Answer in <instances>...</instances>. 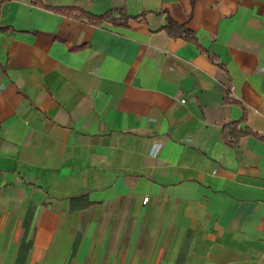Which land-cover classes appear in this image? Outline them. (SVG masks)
<instances>
[{
	"label": "crops",
	"instance_id": "crops-1",
	"mask_svg": "<svg viewBox=\"0 0 264 264\" xmlns=\"http://www.w3.org/2000/svg\"><path fill=\"white\" fill-rule=\"evenodd\" d=\"M117 6L127 23L98 18ZM234 121L252 131L236 146ZM17 190L0 264H16L29 208L24 264H264V0L1 3L0 193ZM130 204L149 224L132 247Z\"/></svg>",
	"mask_w": 264,
	"mask_h": 264
},
{
	"label": "trees",
	"instance_id": "trees-1",
	"mask_svg": "<svg viewBox=\"0 0 264 264\" xmlns=\"http://www.w3.org/2000/svg\"><path fill=\"white\" fill-rule=\"evenodd\" d=\"M5 1H9V0H0V4L5 2ZM33 3L40 5L41 4V0H32ZM124 6H117L114 7L108 11H106L105 13H103L101 16H99L98 18H100L101 20H111L112 22H114L115 24H125L127 23V21L131 18V16L129 14H127L126 10L124 9ZM55 9L65 15L68 16H75V17H79L81 19H87L91 17V13L83 10V9H79V8H72V7H55ZM119 12L121 15V18H123L125 21L122 22H118V17L114 16V12ZM134 18L139 19V20H143L142 17L139 16H134ZM164 30L170 35V36H180L192 41L197 42L196 39V34L194 33V31L188 27L186 25V23H181L178 22L176 19H174L171 15H168L167 18V23L166 25L163 27ZM212 58L218 62L217 58L214 55H211ZM231 101V99H229ZM241 121H234V122H230L229 124H226L223 126L222 128V134L224 137V140L232 146H236L239 143V140L242 136L252 133V131L248 128H243L240 125ZM84 197H87V195H80V196H74L71 198V200H81ZM34 215V209L33 208H29L25 220H24V227H25V233L21 242V246H20V250H19V255H18V259L16 264H24L25 263V259L27 256V253L29 251V249L32 247L33 245V240H34V236H35V232L33 233L32 237L30 238L29 241H27V234L29 232L30 229V225L32 222V218ZM82 237V233L79 232L76 236L75 242H74V247H73V255H75L76 253V249L79 245L80 239Z\"/></svg>",
	"mask_w": 264,
	"mask_h": 264
},
{
	"label": "rangeland",
	"instance_id": "rangeland-1",
	"mask_svg": "<svg viewBox=\"0 0 264 264\" xmlns=\"http://www.w3.org/2000/svg\"><path fill=\"white\" fill-rule=\"evenodd\" d=\"M22 195H24V192L22 190H17L15 193L12 192H1L0 193V212L6 211V209H10V206L7 203V200L10 199V197L15 198V203L13 205V210L18 212L20 211L21 207V200H22ZM7 198V199H6ZM90 212V210H89ZM103 212L102 214H105L106 211L104 209L101 211ZM137 207L135 204H130V215H129V220L126 222V227L127 229V240L131 242V247L135 245L136 241L139 242L140 237H136L137 231L139 228H144V227H149V224L145 223H139L137 222ZM105 228H108V225H111L110 221H103L102 222ZM125 224V222H124ZM45 234L42 235L43 239H45Z\"/></svg>",
	"mask_w": 264,
	"mask_h": 264
},
{
	"label": "built area",
	"instance_id": "built-area-1",
	"mask_svg": "<svg viewBox=\"0 0 264 264\" xmlns=\"http://www.w3.org/2000/svg\"><path fill=\"white\" fill-rule=\"evenodd\" d=\"M148 200H149V196H146V197L144 198V202L147 203Z\"/></svg>",
	"mask_w": 264,
	"mask_h": 264
}]
</instances>
